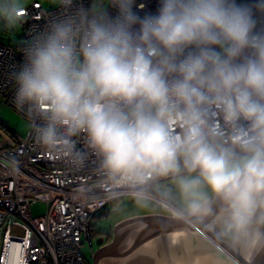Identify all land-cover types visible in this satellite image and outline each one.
Segmentation results:
<instances>
[{
    "label": "clouds",
    "instance_id": "9594fccd",
    "mask_svg": "<svg viewBox=\"0 0 264 264\" xmlns=\"http://www.w3.org/2000/svg\"><path fill=\"white\" fill-rule=\"evenodd\" d=\"M53 2L12 74L37 143L75 171L93 162L115 213L130 202L218 264H264V0ZM26 3L0 0V31Z\"/></svg>",
    "mask_w": 264,
    "mask_h": 264
},
{
    "label": "built area",
    "instance_id": "2783aa9c",
    "mask_svg": "<svg viewBox=\"0 0 264 264\" xmlns=\"http://www.w3.org/2000/svg\"><path fill=\"white\" fill-rule=\"evenodd\" d=\"M58 11L40 0L25 7V41ZM22 45L0 43V97L29 120L14 103L12 74L23 63ZM0 128V264H91L83 251L89 227L111 203L94 187L93 162L75 171L37 143L32 127L24 138ZM36 203L46 204L45 214L33 215Z\"/></svg>",
    "mask_w": 264,
    "mask_h": 264
},
{
    "label": "water",
    "instance_id": "95a60500",
    "mask_svg": "<svg viewBox=\"0 0 264 264\" xmlns=\"http://www.w3.org/2000/svg\"><path fill=\"white\" fill-rule=\"evenodd\" d=\"M135 217L142 219L137 223ZM113 234L112 241L95 252L94 264H218L202 238L163 214L150 212L127 217L113 227ZM102 243L99 240L97 244ZM194 245L199 249L192 255L190 246Z\"/></svg>",
    "mask_w": 264,
    "mask_h": 264
},
{
    "label": "rangeland",
    "instance_id": "374dc122",
    "mask_svg": "<svg viewBox=\"0 0 264 264\" xmlns=\"http://www.w3.org/2000/svg\"><path fill=\"white\" fill-rule=\"evenodd\" d=\"M34 0H27L26 7L32 4ZM44 6L46 7H56V4L53 0H40ZM25 42L24 39V30L21 26L20 29L14 33H8L5 31H0V43L4 44H23ZM0 124L6 130H8L14 137L16 138H24L27 136L28 132L31 129V122L24 117L20 112L17 110L7 107L2 103V99L0 97ZM1 129V128H0ZM107 211L108 215H105L103 209L99 211L93 218V223H98L99 227L108 228V226H115L117 222L127 218L130 215L142 214L147 213L150 211H142L135 209L134 206L129 202L127 211L122 214H117L113 211L112 203L108 204L107 207L104 209ZM47 211V206L44 203H36L32 206V213L34 216H41L45 214ZM83 251L90 261L93 263V250L86 243L83 246Z\"/></svg>",
    "mask_w": 264,
    "mask_h": 264
},
{
    "label": "flooded vegetation",
    "instance_id": "af4514ba",
    "mask_svg": "<svg viewBox=\"0 0 264 264\" xmlns=\"http://www.w3.org/2000/svg\"><path fill=\"white\" fill-rule=\"evenodd\" d=\"M104 209H103V211H105ZM147 213H150V212H147ZM142 214H145V213H142ZM130 216H133V215H130ZM130 216H128V217H130ZM88 233H89V235H88V244L93 250V257H94L95 252L97 250H99L101 247H103L104 245L108 244L110 241H112L113 236H114V234H113V226L112 225L108 226V228L107 227L106 228H102V227L98 226V223L94 224L93 222H92V224L89 227V232ZM99 240L103 241V243L100 244V245L97 244ZM201 247H205V244L199 246V248H201ZM199 248H197L195 245H194V247L190 246V249L192 250V255L198 253L197 251L195 253V250L199 249ZM187 255H189L188 257H191V254H187ZM92 264H94V263H92Z\"/></svg>",
    "mask_w": 264,
    "mask_h": 264
},
{
    "label": "trees",
    "instance_id": "16d2710c",
    "mask_svg": "<svg viewBox=\"0 0 264 264\" xmlns=\"http://www.w3.org/2000/svg\"><path fill=\"white\" fill-rule=\"evenodd\" d=\"M107 213H108L107 211L104 212L105 215H107Z\"/></svg>",
    "mask_w": 264,
    "mask_h": 264
}]
</instances>
